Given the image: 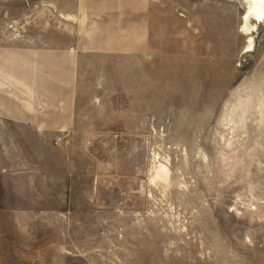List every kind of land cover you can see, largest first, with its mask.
Listing matches in <instances>:
<instances>
[{
    "label": "rangeland",
    "instance_id": "rangeland-1",
    "mask_svg": "<svg viewBox=\"0 0 264 264\" xmlns=\"http://www.w3.org/2000/svg\"><path fill=\"white\" fill-rule=\"evenodd\" d=\"M246 9L0 0V264H264Z\"/></svg>",
    "mask_w": 264,
    "mask_h": 264
},
{
    "label": "bare ground",
    "instance_id": "bare-ground-1",
    "mask_svg": "<svg viewBox=\"0 0 264 264\" xmlns=\"http://www.w3.org/2000/svg\"><path fill=\"white\" fill-rule=\"evenodd\" d=\"M247 9L246 13L243 16V23L241 25V31L245 34H254L257 24L264 21V0H245ZM252 20H255L256 23H252ZM253 36L249 37L247 49L248 51L252 50ZM252 47V48H251ZM157 177L166 179L169 173V169L166 165L159 166L157 169ZM170 175V174H169ZM169 179V177L167 178ZM166 179V181H167Z\"/></svg>",
    "mask_w": 264,
    "mask_h": 264
}]
</instances>
